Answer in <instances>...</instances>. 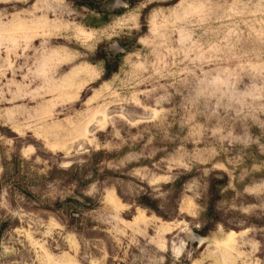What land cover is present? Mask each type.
I'll return each instance as SVG.
<instances>
[{"label": "rangeland", "instance_id": "obj_1", "mask_svg": "<svg viewBox=\"0 0 264 264\" xmlns=\"http://www.w3.org/2000/svg\"><path fill=\"white\" fill-rule=\"evenodd\" d=\"M81 1L0 0V264H264V0Z\"/></svg>", "mask_w": 264, "mask_h": 264}, {"label": "trees", "instance_id": "obj_2", "mask_svg": "<svg viewBox=\"0 0 264 264\" xmlns=\"http://www.w3.org/2000/svg\"><path fill=\"white\" fill-rule=\"evenodd\" d=\"M79 4L95 9L94 2H91L89 0H82ZM115 68H116V65L114 66V64L109 63L106 68L107 70L106 77H109L113 72H115ZM203 235H205V233Z\"/></svg>", "mask_w": 264, "mask_h": 264}, {"label": "water", "instance_id": "obj_3", "mask_svg": "<svg viewBox=\"0 0 264 264\" xmlns=\"http://www.w3.org/2000/svg\"><path fill=\"white\" fill-rule=\"evenodd\" d=\"M120 2V1H119Z\"/></svg>", "mask_w": 264, "mask_h": 264}]
</instances>
